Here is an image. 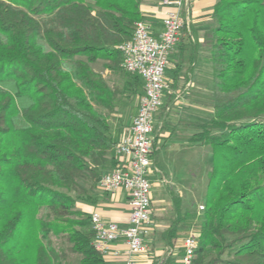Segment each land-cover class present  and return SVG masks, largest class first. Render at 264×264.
Instances as JSON below:
<instances>
[{
    "label": "trees",
    "instance_id": "trees-1",
    "mask_svg": "<svg viewBox=\"0 0 264 264\" xmlns=\"http://www.w3.org/2000/svg\"><path fill=\"white\" fill-rule=\"evenodd\" d=\"M138 21L139 0H0V264H106L79 204L118 144L110 115L141 91L119 50ZM209 45L227 99L191 139L212 155L192 264H264V0H219ZM168 192L173 247L191 213Z\"/></svg>",
    "mask_w": 264,
    "mask_h": 264
},
{
    "label": "crops",
    "instance_id": "crops-1",
    "mask_svg": "<svg viewBox=\"0 0 264 264\" xmlns=\"http://www.w3.org/2000/svg\"><path fill=\"white\" fill-rule=\"evenodd\" d=\"M139 1L144 21L150 26L152 36L158 38L163 29L167 8L163 5L162 0ZM218 1L185 0L188 10L187 25L182 32L179 44L169 56L166 71L169 88L164 94L163 106L154 118L155 152L153 163L157 170L151 177L153 186L152 234L148 240V252L139 257V264H181L183 250L174 252L182 241L184 231L180 233L173 247L166 246L160 241L159 233L170 227V223L162 219L164 216L162 205L168 195L165 194L162 200L158 199L154 190H172L170 185L165 184L167 180L164 168L167 170V167L165 165L162 167V164L173 161L191 163L190 157L195 155V150L200 155L201 149L206 148L193 144L191 139L199 132V126L211 120L215 114L216 105L212 102H215L217 91L208 56L210 55L209 39L212 30V16ZM140 89L137 99L144 92L142 79ZM124 109H126L125 105H122L117 108V111L120 113ZM137 111L138 108L131 113L123 127L117 126V123L112 127L118 142L127 133ZM113 158L119 163L118 166L122 164L123 158L118 157L113 150L109 156L110 162L105 169L106 173L114 169L111 165ZM158 172L162 176L154 181V176ZM91 196L94 198V204H80V209L86 213H91L94 210L99 211L106 220L127 225L130 214L128 192L120 191L114 195L107 194L100 189L98 179ZM114 248L122 252L125 251L123 243L115 244ZM105 260L106 264H125L123 254L119 257L105 258Z\"/></svg>",
    "mask_w": 264,
    "mask_h": 264
},
{
    "label": "built area",
    "instance_id": "built-area-1",
    "mask_svg": "<svg viewBox=\"0 0 264 264\" xmlns=\"http://www.w3.org/2000/svg\"><path fill=\"white\" fill-rule=\"evenodd\" d=\"M162 2L167 12L159 37L152 36L145 21H138L132 38L119 46L122 69L143 80L144 92L139 97L138 111L132 124L114 148L117 156L123 158L122 164L102 175L99 187L110 195L120 191L129 193L128 223L120 225L108 221L99 211L90 213L95 248L104 258L123 254L125 264H139V257L148 252L153 220L151 176L157 170L152 158L154 118L163 106L164 94L169 88L166 80L169 56L179 44L188 21V10L183 14L187 7L185 0ZM117 243H123L125 251L115 249ZM197 248L198 237L186 238L180 263L192 264Z\"/></svg>",
    "mask_w": 264,
    "mask_h": 264
},
{
    "label": "rangeland",
    "instance_id": "rangeland-1",
    "mask_svg": "<svg viewBox=\"0 0 264 264\" xmlns=\"http://www.w3.org/2000/svg\"><path fill=\"white\" fill-rule=\"evenodd\" d=\"M187 7H185L183 14H186ZM209 57V56H208ZM209 61V59H208ZM122 63V62H121ZM210 63V62H209ZM211 70L212 65L210 64ZM122 68V67H121ZM94 70L98 73H101L104 79L111 85V86H119L120 88H124V85L126 81L128 80L127 76L123 72H111L110 70H106L103 68L102 64H98L94 67ZM111 73H110V72ZM215 88H216V79L214 78V75L212 73ZM216 97H215V105L222 104L226 99L227 96L221 94L219 90L216 88ZM129 95V92L125 94L123 98H120V103L118 107L124 106L125 108L122 112L118 113L116 112L112 115H110V122L112 127L117 123V126L123 127L124 122L128 120V117L131 116V113L138 108L139 105V99L133 98V99H125ZM142 95V94H141ZM140 97V96H139ZM215 106V108H216ZM124 108V107H123ZM105 114H107L106 111H104ZM118 118H120L118 120ZM210 152V153H209ZM195 155L193 157H190L192 159L191 163L186 162H169L167 164H162L167 167L164 168L165 174H166V180L165 184L167 183L170 185V188L172 191H174L176 194L180 195L183 199V206L184 210H187L191 213V219L186 223L188 226L184 232L182 237V243L176 247V252L178 250H183L184 242L186 238L190 236L198 237V231L200 227L199 223V217L201 215L202 210L200 209L201 206L204 205L206 193H207V185H208V174L211 169V163H212V155L210 148H202L200 151V155L197 154V151L195 150ZM160 161L158 162V164ZM159 166V165H158ZM161 174L159 172L154 176V181H157ZM152 177V176H151ZM83 184L88 183V181L82 182ZM156 192L157 198L164 199L165 194L168 195V198L165 199L163 202V221H167L170 223L171 218L174 216L173 213V205L172 201L170 199V194L168 190H154ZM80 205V204H79ZM90 213H88L89 215ZM55 239V238H54ZM61 241H55L56 247H62L63 244L60 243ZM156 243V241H154ZM76 257L73 256V260ZM75 262V260H74Z\"/></svg>",
    "mask_w": 264,
    "mask_h": 264
}]
</instances>
